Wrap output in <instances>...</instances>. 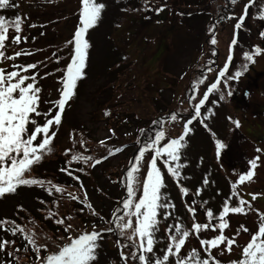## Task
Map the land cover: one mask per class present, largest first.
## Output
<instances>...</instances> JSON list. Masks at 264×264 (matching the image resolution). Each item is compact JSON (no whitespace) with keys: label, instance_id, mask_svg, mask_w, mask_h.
Wrapping results in <instances>:
<instances>
[{"label":"rangeland","instance_id":"obj_1","mask_svg":"<svg viewBox=\"0 0 264 264\" xmlns=\"http://www.w3.org/2000/svg\"><path fill=\"white\" fill-rule=\"evenodd\" d=\"M184 1L190 0H98L106 7L97 26L87 34L91 47L85 70L86 77L78 82L76 95L69 102V106H66L61 125L55 129L52 152L43 157L42 160L45 161L34 164L31 172L26 175L29 178L35 175L34 177L41 180L39 171L56 168L57 172L59 165L46 161L52 162L66 152L79 153L82 145L73 143V140L77 141L80 137H87L96 143L103 141L116 147L127 144L126 150L119 155L99 165H87L84 175L78 173L77 181L87 191L89 202L99 215L105 214V219H110L112 212L121 205L126 196V185L121 182L120 174H126V170L131 168L134 156L138 154L137 147L143 143L142 140L145 141L146 137L158 130V125L153 121L159 120L161 116L167 117L171 112L190 114L185 100L191 93L192 82L201 76L202 57H207L212 62V74H207L206 87L217 76L226 53L230 52V42L235 38L237 44L231 48V52H235V58L223 78L222 86L226 85L213 93L207 107L201 112L200 120L203 119L204 123L196 121L185 138L186 147L181 149L179 161L185 166L180 169V177L173 178L167 173V166L163 162L166 157L157 160L164 183L161 192L168 196V202L174 207L167 210V220L162 214L158 215L159 232L156 239L159 242L154 245L156 254L162 255L160 250L166 249V237L174 232L176 223L191 230L193 222H207V209H211L215 217L222 211L226 199L230 198V207L237 206L238 199H244L252 205V195L255 194L257 198L253 200V205L246 214L229 213L225 217L229 227L224 230V234L228 238L235 237L236 241L231 251H227L224 244L219 246V250H212V255L220 260L221 264H231V261L242 258V248L250 241L251 235L258 231L259 217L264 214V140L260 137L264 135V51L260 55H254V62L246 61L243 55L245 52H251L256 46L264 50V36L261 35L264 33V20L259 18L264 0H255L250 6L244 5L248 0H237L224 13H220L219 8L227 3L225 0H210L205 10L201 11L199 6L195 5L194 13L192 7L184 5ZM13 2L17 5L18 15L23 19L20 35L27 39L16 46L8 44L6 55L21 50L31 55L22 54L15 61L0 63V67L7 72L15 70L14 64L38 65L37 69H30L28 73L22 74L39 73L38 85L42 88L40 109L43 111L49 108L50 101L58 98V82L62 73L57 69L65 67L69 62L71 46L66 42L72 38L76 27L79 26L80 0ZM157 8H163V11L157 12ZM10 9L0 10V15H11ZM227 13L232 15L233 19L224 18ZM241 14L245 21L242 22L241 28L236 30L234 25L239 22L238 16ZM213 26L217 39L215 46L209 43L210 29ZM14 35L10 29V38ZM213 48L217 50V56L212 55ZM216 57L218 59L215 64L213 58ZM237 70L241 71L242 75L228 80L227 77H234ZM201 90L197 91V99L203 92ZM229 91L233 93L232 96L228 95ZM221 94L224 95V100L219 99ZM208 109H212V112L209 113ZM185 120L182 117L176 122H172L170 118L165 119V139L161 141V146L178 133V136L183 134ZM233 121L240 122L239 129ZM213 133L215 139L227 145L221 158L216 156ZM257 148L262 151L257 153ZM91 153L93 157L98 154L96 151ZM151 155V152L145 153L137 165L139 172L134 173L135 180L140 181V187L146 177V168L150 167ZM257 155L260 160L253 170L251 180L237 185L236 191H240L241 196H232V183L238 180L239 175L245 173L249 168L247 162ZM130 160V166L127 168ZM175 163L172 162L173 165ZM205 178L208 180L206 185L203 183ZM64 180L70 182L69 178ZM125 182L127 183L126 175ZM180 187L188 188V196L179 191ZM197 189L201 190V194L194 197ZM41 194V191L28 186H19L14 194H5L0 198V219L19 216L27 231L36 232L37 243H47L49 250L53 252L58 249V244L67 242V233L62 228L56 229L44 222L39 223V230L32 229L33 222L27 220L22 211H18L23 205L39 217L36 211L42 204L35 198ZM140 194L138 191L137 198ZM193 198L197 206L194 220L187 211ZM61 200L67 212L72 210L78 216V220L71 221L74 231L80 227L92 229L93 224L96 227H107L100 225V219L87 213L80 214L77 205ZM204 201L207 203L200 207ZM47 211L56 213L53 206ZM212 223H216L215 219ZM245 228L247 232L244 231ZM216 234H219V230L214 233L209 229L199 235L190 233L180 255L188 256L195 249L200 253L201 259L206 258L207 253L200 246L199 239L214 238ZM4 240H15V246L27 245L22 234L13 236L0 227V241ZM119 242L122 243L120 240ZM98 244L97 259L93 264H123L119 255L121 249L114 233L103 235ZM124 251L127 254V249ZM27 257L17 258L18 261H25ZM32 258V262L37 260L33 254ZM20 261L15 262L8 258L6 249L0 252V264H20Z\"/></svg>","mask_w":264,"mask_h":264},{"label":"snow or ice","instance_id":"obj_2","mask_svg":"<svg viewBox=\"0 0 264 264\" xmlns=\"http://www.w3.org/2000/svg\"><path fill=\"white\" fill-rule=\"evenodd\" d=\"M237 0H231L234 5ZM17 5L13 0H0V10L15 8ZM106 5L98 0H80L79 10V26L76 27L74 34L70 40L66 42L71 46L70 59L65 67L57 69L62 73L59 79L58 98L55 101H50L48 109L41 110L40 105L42 103L41 93L42 88L38 85V72H34L31 75L22 74L28 73L30 69H37L36 63L28 65L14 64L15 70L5 71L3 67H0V198L5 194H14L19 186H39L44 188L45 181L29 178L28 173L34 164L41 162L44 156L52 152V141L56 136L55 129L62 123V114L64 113L66 106H69V102L75 97L78 82L86 77L87 61L89 56V49L91 47L87 34L90 29L97 26L102 17V12ZM157 12L163 11V8H157ZM247 9H245L246 13ZM259 18L264 20V5L261 6L259 11ZM244 16L239 18V22L234 25V29L241 28ZM23 19L17 15L14 19H6L4 15H0V63L4 61H15L22 54L31 55V53H23V51H16L12 55H6V47L8 44L12 46L19 45L27 37L20 35L22 31ZM34 27V25H33ZM214 27L210 29L209 43L213 46L217 44ZM10 29L15 33L10 38ZM264 36V33H261ZM237 44V40L233 38L230 42V54L227 56V62H231L233 56L231 55V48ZM262 50L259 46L252 49L251 52H245L244 59L249 62H254V55H260ZM212 55H216L215 50L212 51ZM57 63H59V57H57ZM212 63L211 61L209 62ZM245 69L247 64L244 65ZM212 69L209 67L208 71ZM228 72V63H225L222 70L219 71V77H225ZM242 72L237 70L233 76H229L227 79L232 80L239 78ZM205 83L204 73H201V79L194 81L191 85L193 92H195L198 85ZM221 84V80L217 78L215 82L211 83V86L207 88L203 94V98L199 99L198 103L192 105L193 112L186 122L183 124V134L178 138H173L167 143L161 146V141L165 139L164 119L153 121L158 125V130L147 137V139L139 144L137 149L138 154L134 156V162L131 168L126 171V196L121 201V206L117 207L112 212L110 221L107 223L109 226L106 229L96 230V226H93L91 232H82L75 236H67V242L63 245H57L58 250L53 251L43 257L40 256L41 250L48 252L49 245L38 244L36 238V232L27 231L25 227L16 224L14 221L7 219H0V226L9 225L5 228V231L15 236L17 233L23 235V239L28 245H31L33 253L39 260V264H93L97 259L96 250L99 247L98 240L103 238L104 232L117 233L120 238H123L125 243L117 241L118 247L121 249L119 255L123 264H130L131 262H138V264H221L215 256L212 255V250H219V246L224 244L227 251H231L233 244L236 242L235 237L228 238L224 234V230L229 227L228 221L225 217L229 213L233 214H246L251 209V205L244 199H238L237 206H229V199H226L223 203L222 211L214 217V213L211 209H207L205 212L207 222H193L191 230L183 228L180 223L174 225V232L166 237L168 240L166 249H161L162 255H157L154 251V245L159 241L156 239V234L159 232L158 215H163L165 220L168 219V209L174 207L173 204L168 202V196L161 192L164 187L162 180L161 169L157 167L158 158L164 159V165L167 166V173L173 178L180 177V169L185 165L179 163L180 151L186 147L185 138L188 135L190 128L189 125L194 120L201 117V106L209 100V93L214 90H218V85ZM229 96H232L231 91L228 92ZM224 95L221 94L219 99L224 100ZM189 101H195L196 95H190ZM215 103V101H213ZM211 113L212 109H208ZM107 114V113H106ZM178 113L173 112L170 115V120L176 122L178 120ZM206 119V117H205ZM200 123L203 124L204 120L201 119ZM237 129L240 128L239 121H233ZM207 127V125H205ZM143 131V130H142ZM215 140V149L217 158H221L222 150L227 149V145L222 143L219 139H215V133L212 134ZM73 140V143H76ZM79 143L83 145L84 141L80 140ZM104 144L103 141L100 142ZM122 148L117 147L107 150V155L103 159L119 153ZM257 153L262 150L260 148L255 149ZM146 152H151L150 167L146 168V177L142 181V188L139 186L140 181L135 180L134 173L139 172L137 165L141 159L145 156ZM65 155H68L66 152ZM260 156L257 155L247 163L249 168L244 174L239 175L238 180L231 185L232 196L238 197L239 193L236 191L238 184H243L245 181H250L253 176V170L258 166ZM73 161L83 162L89 166L99 165L101 159H95L94 164L92 156L82 155L75 153L71 155L70 160L67 161L68 165H71ZM172 162H176L174 165ZM61 171H67L68 175H72L67 168H62ZM82 171V169H81ZM74 180H79V176H74ZM203 183L208 184V180L205 178ZM46 189L49 196L53 191L56 193H62L64 190L60 187L52 184ZM135 184V186H134ZM83 188V185H80ZM141 192L137 198V192ZM179 191L188 196L189 190L186 187H180ZM201 194V190L197 189L194 193V197H198ZM73 200L79 199L72 193H69ZM257 197L252 195V200ZM84 199H87L85 193ZM43 205L45 202L40 200ZM207 201L202 202L200 207H203ZM87 208L91 211L93 216H96L93 205L87 204ZM22 207L18 208V211H23ZM163 210V211H162ZM188 213L193 217L196 215L197 206L195 198L191 200L190 206L187 208ZM53 213L49 211V217ZM73 218L71 215L65 218L56 219L57 225L63 226V231L69 233L74 231L71 223ZM100 220L104 218L99 217ZM215 219L216 223H212ZM211 229L212 232H217L214 238H200L199 244L203 251L207 253V257L201 259L200 253L195 249L188 256H181V249L185 245L190 233L196 235L201 234L204 231ZM245 232L248 230L245 228ZM14 241H0V252L4 251L5 245H11ZM124 249L128 250L126 254ZM18 251V250H17ZM8 256H12L13 253L9 251ZM170 257L173 261L170 262ZM231 264H264V214L259 217L258 231L252 234L250 241L242 248V258L238 261H231Z\"/></svg>","mask_w":264,"mask_h":264},{"label":"trees","instance_id":"obj_3","mask_svg":"<svg viewBox=\"0 0 264 264\" xmlns=\"http://www.w3.org/2000/svg\"><path fill=\"white\" fill-rule=\"evenodd\" d=\"M209 1L210 0H195V1H192V0H190L189 2H185L184 1V5H189L190 7H192L193 9H192V12L194 13V8H195V5H197V6H199V10L201 11V10H205V8H206V6L208 5V3H209ZM227 3L226 4H224V5H222V6H220V13L221 12H227V10L229 9V8H231V6H232V3H231V0H225ZM177 3H180L181 4V2L180 1H177ZM205 5V6H204ZM202 8H204V9H202ZM228 8V9H227ZM222 13V14H223ZM9 20H11V18H8ZM86 140V139H85ZM85 145H87V148H88V151L87 152H98V154L96 155V156H98V155H101V154H103V153H107V150L109 149V148H111L112 149V145L111 144H107V143H104V144H101V143H96V142H93L92 140H90V139H88V141L86 140V142L84 143ZM84 145V146H85ZM94 145V147H92ZM60 175H62L61 174V172L60 171H58V176L59 177H61ZM71 178V177H70ZM60 201H58V203H59ZM56 206V205H55ZM78 206H79V204H78ZM81 208V207H80ZM85 209V208H84ZM68 215H71V214H67V216ZM46 223H49V224H51V225H53V223H51V222H49V221H47ZM38 226H39V223H37V224H34V227H35V229H38Z\"/></svg>","mask_w":264,"mask_h":264}]
</instances>
